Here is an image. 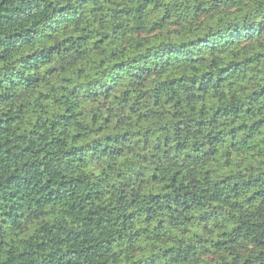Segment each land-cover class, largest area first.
Listing matches in <instances>:
<instances>
[{"label":"clouds","instance_id":"1","mask_svg":"<svg viewBox=\"0 0 264 264\" xmlns=\"http://www.w3.org/2000/svg\"><path fill=\"white\" fill-rule=\"evenodd\" d=\"M0 264H264V0H0Z\"/></svg>","mask_w":264,"mask_h":264}]
</instances>
